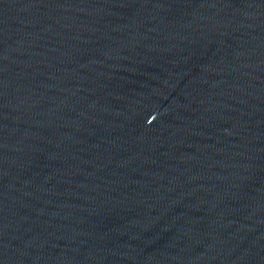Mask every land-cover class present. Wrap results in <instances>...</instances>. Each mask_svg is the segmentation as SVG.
I'll return each instance as SVG.
<instances>
[{"label": "water", "instance_id": "obj_1", "mask_svg": "<svg viewBox=\"0 0 264 264\" xmlns=\"http://www.w3.org/2000/svg\"><path fill=\"white\" fill-rule=\"evenodd\" d=\"M0 264H264V0H0Z\"/></svg>", "mask_w": 264, "mask_h": 264}]
</instances>
